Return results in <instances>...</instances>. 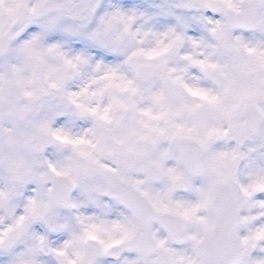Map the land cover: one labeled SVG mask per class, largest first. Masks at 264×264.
Here are the masks:
<instances>
[{
  "label": "snow or ice",
  "instance_id": "snow-or-ice-1",
  "mask_svg": "<svg viewBox=\"0 0 264 264\" xmlns=\"http://www.w3.org/2000/svg\"><path fill=\"white\" fill-rule=\"evenodd\" d=\"M0 264H264V0H0Z\"/></svg>",
  "mask_w": 264,
  "mask_h": 264
}]
</instances>
